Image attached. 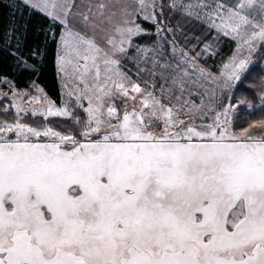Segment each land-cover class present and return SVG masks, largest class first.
Returning <instances> with one entry per match:
<instances>
[{"label": "snow or ice", "instance_id": "obj_1", "mask_svg": "<svg viewBox=\"0 0 264 264\" xmlns=\"http://www.w3.org/2000/svg\"><path fill=\"white\" fill-rule=\"evenodd\" d=\"M137 2L141 11L148 6V0ZM252 2L238 0L233 8L198 0L197 7L206 9L208 26L225 36L235 39L244 25L259 28L244 40L251 51L254 41L264 43V23L242 14ZM21 3L60 27L58 74L71 76L76 87L67 94L75 96L87 119L48 101L44 112L32 115L72 118L78 127L67 133L31 127L21 122L23 110L16 104L14 122L0 121V264H264V119L233 130L234 120L253 113L238 111L224 98V91L241 80L246 59L224 65L231 71L221 83L182 53L175 68L160 65L170 70L168 76L161 73L168 86L161 84L155 95L120 72L115 58L127 53L134 37L148 34L139 24L126 18L112 23V12L101 47L95 36L86 38L69 27L71 9L79 7L75 0L59 15L55 0ZM97 7L104 15L107 6ZM169 7L193 16L190 4ZM90 12L91 7L78 13L85 32L98 27L97 14ZM143 19L155 22L156 17ZM49 32L45 41L56 40ZM4 36L15 38L19 50L16 30ZM136 49L146 57L152 51ZM31 55H41L40 47ZM205 82L215 87L205 89ZM117 97L126 98L122 114ZM106 99L113 101L107 119ZM129 100L139 101L140 108L129 111ZM154 120L162 123L159 134ZM257 128L260 135L252 131Z\"/></svg>", "mask_w": 264, "mask_h": 264}, {"label": "rangeland", "instance_id": "obj_2", "mask_svg": "<svg viewBox=\"0 0 264 264\" xmlns=\"http://www.w3.org/2000/svg\"><path fill=\"white\" fill-rule=\"evenodd\" d=\"M21 2V0H18ZM70 0H55V14H61L63 12V5L69 3ZM201 3H208L211 5L224 4L235 8L238 0H200ZM241 2H246V0H241ZM76 5L79 7H72L71 14L69 15L70 24L69 27L73 31H78L82 36L86 38L95 36L96 41L101 47H104V40L106 39V33L111 29L112 24L106 19L112 12H116V16L113 18L112 23H116L121 18H126L132 20L135 24H139L141 28L147 30V35H141L133 38V46L128 48L126 54H117L116 59L120 61L119 71L130 77L132 81L140 85L141 89L147 88L149 91H154L155 95L160 94L161 84L165 87L168 84L162 78L161 73L164 76H168L170 70L162 69L161 64L168 62L172 65V68L176 67V63L182 59V53H187V58H195L196 63L213 75L220 78V82L227 78V74L231 71V68H225L224 65L233 62L238 63L241 59H246V69L241 74L242 78L248 73L249 70L254 67H259L262 72L260 77V87L261 91L257 96L256 102H244L237 97V100L231 98L232 92L237 87L242 86L241 80L235 82L234 86L226 89L224 91V98H231V103L238 106V111L254 112L264 106V43L259 41H254V48L249 51L248 45L244 44V40L248 39L252 31H259V28H254L252 25H244L240 30V35L236 38L232 36H225L222 32L215 28H210L207 23V18L204 17L203 11L197 7L198 0H154L155 6L152 5V0H148V6L140 10V5L137 0H75ZM104 3L107 7L104 9V15H99L98 5ZM185 4L192 5L193 16L187 17L184 15L186 9H181L175 11L169 4ZM89 7H91V12L88 13L90 16L92 13H96L95 22L98 27L93 29H88L85 32L79 27V22L82 17L78 13L88 12ZM126 8V12H122L120 9ZM200 12L201 18L197 19L195 13ZM155 15V22L147 21L143 19L144 15ZM242 14L247 15L254 24L264 23V8H262L261 0H253L251 5H246L245 9L242 10ZM143 22L151 24L152 29H146L142 26ZM219 22V21H217ZM135 24H130L129 26H135ZM157 25L163 29V31L157 33ZM171 29V31H169ZM71 39V37H66ZM60 39V35L58 41ZM119 40V36L116 37ZM224 40H229L233 43L232 51L229 56H227L221 62L217 60V67L213 69L211 64H209L208 59L210 57H215L221 50ZM139 45L141 48L151 49L147 55L143 52H137L136 46ZM207 49V50H205ZM199 54V55H198ZM155 56L159 63H154L152 57ZM103 67V66H102ZM56 70L60 89L59 102L55 103L51 100L41 87L36 84H32L27 90H16L9 80H0V121L7 120L9 117H16V109L13 104L19 105L23 110L19 113V117L22 123L28 124L31 127L43 128L51 127L56 131L63 133L71 132L75 127L72 118L65 117H48L44 118L43 115L37 114L32 115V111L36 110L37 113H42L47 107L48 101H51L56 107H67L71 112L73 117H79L81 121L87 119L86 113L82 108L76 107L75 96H69L67 93L69 91L75 90V83L73 82L70 75L65 76L64 73L58 74V68L56 63ZM191 71V69H189ZM155 71V75H152ZM69 72L71 68L69 66ZM223 73V75H222ZM67 81V87L65 83ZM170 83V81H169ZM155 84V89L151 88V85ZM205 89L215 87L214 84L208 82L204 83ZM30 97H36L37 99H30ZM45 97L47 99H45ZM126 98L117 97L114 100L115 106L119 113L124 111L123 101ZM113 101L105 100L104 106V118L107 119V107ZM83 106L86 108L88 106L87 99L81 101ZM164 103H168L167 100ZM172 103H175L173 100ZM248 104H252L253 107L249 109ZM135 106L137 109L140 108L139 101L134 102L128 101L129 111ZM4 109H8L4 112ZM147 111V109H145ZM184 118L183 116L181 117ZM14 122V121H13ZM199 123V121H197ZM55 124H58L55 125ZM153 130L159 134L162 128V123L160 121L154 120L152 124ZM14 138V137H13ZM48 138L41 137L40 140L44 141ZM54 139V138H53Z\"/></svg>", "mask_w": 264, "mask_h": 264}, {"label": "trees", "instance_id": "obj_3", "mask_svg": "<svg viewBox=\"0 0 264 264\" xmlns=\"http://www.w3.org/2000/svg\"><path fill=\"white\" fill-rule=\"evenodd\" d=\"M143 27L152 29L151 24L143 22ZM51 29L56 34V40L49 38L45 41V33L51 36ZM16 30L21 44L17 50V40L4 36L7 31ZM60 27L50 23L49 19L41 12L25 6L18 0H0V80H9L16 90H27L32 84L41 87L45 94L55 103L59 102L60 89L56 70L57 42ZM233 43L224 40L220 52L215 57L208 59L212 68L217 67V60L221 62L232 51ZM36 46L40 47L41 55L33 57L31 51ZM259 67H254L242 78V86L232 92L231 98L237 97L244 102H256L261 91ZM1 106V103H0ZM248 113V112H245ZM252 115H243L240 120L233 121V130L239 132L248 123L264 119V106ZM15 116L7 118L13 122ZM247 121V122H246ZM58 126V124H55ZM253 133L260 135L261 129H252Z\"/></svg>", "mask_w": 264, "mask_h": 264}]
</instances>
